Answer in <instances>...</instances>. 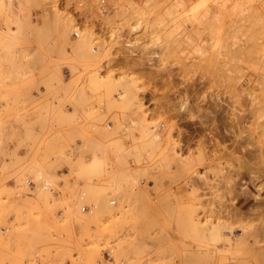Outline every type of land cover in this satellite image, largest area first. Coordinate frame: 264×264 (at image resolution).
<instances>
[{
  "label": "rangeland",
  "instance_id": "1",
  "mask_svg": "<svg viewBox=\"0 0 264 264\" xmlns=\"http://www.w3.org/2000/svg\"><path fill=\"white\" fill-rule=\"evenodd\" d=\"M213 1L0 0V264H264V7ZM200 39L233 76L187 62Z\"/></svg>",
  "mask_w": 264,
  "mask_h": 264
},
{
  "label": "bare ground",
  "instance_id": "2",
  "mask_svg": "<svg viewBox=\"0 0 264 264\" xmlns=\"http://www.w3.org/2000/svg\"><path fill=\"white\" fill-rule=\"evenodd\" d=\"M231 1L232 0H214L213 2H215L216 3V5L217 4H220L222 7H226V6H228V5H230L231 4ZM242 2L244 3V6H243V9H245L246 7H245V5H246V2H250V3H255V1L254 0H242ZM260 2V4L258 5L257 3H255V4H257L256 6L258 7L257 9H259L260 7H261V4H262V7H264L263 5H264V0H261V1H259ZM220 5L218 6V8L220 7ZM214 6V5H213ZM216 6V7H217ZM215 7V6H214ZM215 7V10L217 11V8ZM211 9H212V7H211ZM211 11V10H210ZM213 12H211V13H214V9L212 10ZM215 11V12H216ZM260 11H262L261 10V8H260ZM207 13H208V15H207ZM209 11L207 10V12L205 13V14H203L204 16H203V20H201V22H202V26H201V28L199 29V31H200V33H204V32H202V31H208V32H213L214 33V31L216 30V28H215V24H216V21L214 20V18L216 19V17L217 16H220V12L218 13H215L216 15L215 16H212L211 14H210V16H209ZM213 17V19H211L212 17ZM220 18V17H219ZM214 20V21H213ZM212 21V22H211ZM213 22H215V24L213 25L212 23ZM217 24H219V23H217ZM203 27V28H202ZM217 27V26H216ZM219 27V26H218ZM195 28V27H194ZM197 28V27H196ZM195 28V29H196ZM137 28H135V27H132L131 28V34H130V37L132 38V36L131 35H133V32H134V30H136ZM187 29V28H186ZM186 29H184V31H183V33L184 32H187L189 29L191 30V28L188 26V30H186ZM201 29H203V30H201ZM196 30H198V29H196ZM193 31V35L195 34L194 32H197V31ZM218 30V29H217ZM122 31V30H121ZM121 33V32H120ZM188 33V32H187ZM190 33V32H189ZM188 33V34H189ZM215 33H216V31H215ZM182 34V33H181ZM184 34H186V33H184ZM188 34H186L185 36L187 37V39L185 38V40H187L188 41V39H191L192 40V42L194 41L193 39H192V35L191 36H187ZM190 34H192V32L190 33ZM219 34V33H218ZM196 35V34H195ZM220 35V34H219ZM184 36V37H185ZM208 36H210V35H208ZM130 37H123V36H120V35H118V37L117 38H119V41H121V49H123V51H127V52H133L134 51V46H136L137 44L136 43H139L140 41H136L135 40V38H132V39H134L135 41H133ZM189 37H191V38H189ZM194 37V36H193ZM212 38V37H211ZM167 39V40H166ZM203 39V38H202ZM190 40V41H191ZM201 40V39H200ZM211 40V39H210ZM189 41V42H190ZM136 42V43H135ZM210 42V41H209ZM118 43V42H117ZM186 43V42H185ZM206 43H208V42H203L202 40L200 41V42H196V44L193 46V48L191 49V51H192V53L191 52H188V54H189V57H188V55H187V53H186V55H187V62L189 63V64H191V66H199V67H201V68H205L204 70H207L208 68H206V67H209V70L210 69H212V68H210V67H212V66H217V69L219 70V68H220V71H222L223 72V70H224V74H222L223 75V77H231V76H233V71H235L236 70V68H235V70H233L232 71V67H233V65H232V67L230 66L229 67V62L233 59L232 57H231V53L233 52V49L232 48H229L228 46H231V44L229 43V45H224V44H219L218 45V47L217 48H215V47H213V48H210V45L208 46V44H206ZM219 43V42H218ZM223 43V42H222ZM225 43V42H224ZM226 43H228V42H226ZM169 44V42H168V38L166 37L165 38V36H161V37H157V38H155V40L152 42V46L153 47H155V49L151 52V55H152V57H154V58H157L158 57V55L160 54V52H162V48H163V46L164 45H168ZM215 44V43H214ZM216 44H217V41H216ZM188 46H192L191 45V43L190 44H188ZM212 47V46H211ZM188 49V48H187ZM185 51H187V50H185ZM189 51V50H188ZM93 58V57H92ZM147 59V58H146ZM149 60H152L153 58H151V57H149L148 58ZM161 59V58H160ZM148 61V60H147ZM231 63V62H230ZM218 65H221V66H218ZM260 66V65H259ZM219 67V68H218ZM221 67L223 68V70L221 69ZM260 68H261V70L264 72V64L262 65V66H260ZM208 70V71H209ZM215 70L216 69H214L213 71L215 72ZM218 70H216V72L213 74V71H210L211 72V75L213 74V75H215L216 73H217V71ZM209 72V73H210ZM236 72V71H235ZM235 72H234V74H235ZM58 73V71L55 73V74H57ZM54 74V75H55ZM217 75V74H216ZM225 75V76H224ZM61 76V75H60ZM55 77V76H54ZM59 76H58V74H57V78H58ZM73 77V76H72ZM56 78V77H55ZM58 79H60V78H58ZM62 79V78H61ZM61 79H60V82H61V84H62V81H61ZM74 80V79H73ZM68 83V82H67ZM76 83V81L73 83V84H70V86H73L74 84ZM92 84H94V83H92ZM63 85V84H62ZM61 85V87L63 88V86L65 85H63L62 86ZM69 86V85H68ZM93 86V85H92ZM72 88V87H71ZM68 89V88H67ZM69 89H70V87H69ZM132 89H130L127 93H126V95L124 94V95H120V98L122 99L123 98V100H127V99H129L131 96H129L130 95V91H131ZM61 91H63V89L61 90ZM65 91V90H64ZM201 91V89L199 88V87H195L194 88V90H191V88L189 89V88H184V95H182V93H181V95L184 97V99H185V101L188 99V94L189 93H195V95L197 96V94L199 93ZM133 93V92H132ZM200 94V93H199ZM132 95V94H131ZM196 96L194 97V99L196 98ZM119 97V96H118ZM204 97V96H203ZM183 99V100H184ZM203 99V98H202ZM114 100V99H113ZM179 101V104L181 103V102H184L185 103V101ZM189 100V99H188ZM197 99H195V101H196ZM204 100V99H203ZM202 100V101H203ZM57 101V100H56ZM190 101V100H189ZM189 101H186V102H189ZM195 101H194V103H195ZM217 100L216 99H212V103H211V101H210V104L209 105H211V107H210V109L212 108L213 110H215V108H216V106H217V102H216ZM197 102H199L198 100H197ZM196 102V103H197ZM184 103H182V106H180L181 108L180 109H183V107L184 106H186V105H184ZM192 104V105H194L195 106V109H196V103L195 104ZM258 103V101L255 99V98H252L251 99V104L254 106V105H256ZM186 104V103H185ZM189 104H190V102H189ZM56 105V104H55ZM194 106H193V108H194ZM187 107H188V105H187ZM187 107H185V108H187ZM200 107L201 108H204L203 109V111L204 110H206V112H207V110H209V106L208 107H206V108H208V109H205V107H203V106H201L200 105ZM200 107H199V109H200ZM198 109V104H197V109L196 110H199ZM184 110H186V109H184ZM196 110H194L195 112H197ZM200 110H202V109H200ZM211 111V110H209V111H211L209 114H211L212 112L213 113H215L214 111ZM107 111H109V110H107ZM202 111V112H203ZM186 112V111H185ZM200 112V111H199ZM199 112H197V113H199ZM186 113H190L189 112V109H187V112ZM196 113V114H197ZM201 113V112H200ZM205 113V112H204ZM203 113V114H204ZM207 113V114H208ZM212 113V114H213ZM196 114H193V116L194 117H197V116H199L198 114H197V116H195ZM202 114V115H203ZM207 114H205V115H207ZM183 116H184V114H182ZM190 115H192V112H191V114ZM205 115H203V116H205ZM189 116V115H188ZM193 116H191V117H193ZM193 117V118H194ZM200 117V116H199ZM207 117V116H206ZM190 118V117H189ZM198 118V117H197ZM201 118V117H200ZM203 118V117H202ZM202 118L199 120V121H201V123L200 124H203L202 122ZM134 121H137V119H134ZM144 123V122H143ZM205 123V122H204ZM122 124V123H121ZM126 124V123H125ZM123 125V124H122ZM127 127H130V126H125V128H126V130H128L127 129ZM131 127H132V125H131ZM130 127V128H131ZM133 128H134V126H133ZM124 130V129H123ZM138 130H139V133L141 134V137H145L147 134L149 135V140H147V142L145 141H143L142 140V144H140V145H142L143 147H145V148H152V147H157V145H158V142H159V139L161 138V136L156 132V131H150L149 129H148V127L147 126H145V125H143L142 123H140L139 124V128H138ZM124 132H126V131H124ZM128 133V132H127ZM144 148V149H145ZM149 154V153H148ZM117 156V155H116ZM122 161V160H121ZM143 161V160H142ZM158 163V162H157ZM158 165H159V163H158ZM157 165V166H158ZM89 167H90V164L88 165ZM154 166H156V165H154ZM153 166V167H154ZM84 167V166H83ZM152 167V168H153ZM86 168V167H85ZM91 168V167H90ZM156 168V167H155ZM82 169V168H81ZM84 169V168H83ZM87 169V168H86ZM148 169V168H147ZM90 170V169H89ZM155 170V169H154ZM156 170H158V172H160V171H163V167H159V169H156ZM92 171V170H91ZM154 172H156V174H160V173H158L157 171H154ZM110 173V172H109ZM37 179L38 180H40V179H42V174H40V173H37ZM43 176H44V173H43ZM46 180H47V178H46ZM48 181V180H47ZM46 181V184L48 183ZM43 183H44V181H42ZM42 183V184H43ZM45 184V183H44ZM46 184L45 185H43V187H42V189L43 190H46ZM49 185V184H48ZM51 186V185H50ZM177 187H178V185H177ZM39 189V188H38ZM41 189V190H42ZM259 191V190H258ZM126 193V192H125ZM120 194V193H119ZM124 194V193H123ZM122 195V194H121ZM125 195V194H124ZM35 196V195H34ZM37 196V195H36ZM172 196H175V195H172ZM125 197L127 198V196L125 195ZM103 202V201H102ZM103 204H104V202H103ZM106 204V203H105ZM105 206L106 205H104V208H105ZM101 209V208H100ZM105 211V210H104ZM72 213H74V215H72L73 216V221L75 222V226L77 225V226H80V225H87V223L89 222V221H91V220H93V219H95L96 218V216H97V214H98V211L97 212H95V214L94 215H91V214H85V213H83V214H81L79 211H78V209H74V211L72 212ZM101 215V214H100ZM98 220V219H97ZM73 222V223H74ZM96 222V221H95ZM202 247H204V246H202ZM206 247V246H205ZM220 248V247H219ZM209 249V248H208Z\"/></svg>",
  "mask_w": 264,
  "mask_h": 264
},
{
  "label": "built area",
  "instance_id": "3",
  "mask_svg": "<svg viewBox=\"0 0 264 264\" xmlns=\"http://www.w3.org/2000/svg\"><path fill=\"white\" fill-rule=\"evenodd\" d=\"M100 11L101 12H105V8H104V0H101L100 2ZM77 35V34H76ZM110 124V123H108ZM27 185L30 187V188H33L34 187V183L32 181H27ZM50 193L51 194H55V191L53 189H49ZM84 197V195H82V198ZM115 202L112 200L110 201V204H114ZM95 210V206L94 205H87V204H82L80 206V212L81 213H86V214H91L93 213V211ZM2 230H5V229H2ZM113 251L112 250H109V251H105L104 252V258L109 261V262H114V258H113V255H112Z\"/></svg>",
  "mask_w": 264,
  "mask_h": 264
},
{
  "label": "crops",
  "instance_id": "4",
  "mask_svg": "<svg viewBox=\"0 0 264 264\" xmlns=\"http://www.w3.org/2000/svg\"><path fill=\"white\" fill-rule=\"evenodd\" d=\"M19 143H20V138L17 137V138H15L14 142L12 143V145H10L9 148L17 147L19 145ZM20 153H24V148H22L20 150Z\"/></svg>",
  "mask_w": 264,
  "mask_h": 264
}]
</instances>
